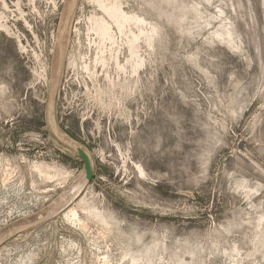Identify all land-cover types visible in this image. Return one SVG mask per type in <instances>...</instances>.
<instances>
[{
	"label": "rangeland",
	"instance_id": "374dc122",
	"mask_svg": "<svg viewBox=\"0 0 264 264\" xmlns=\"http://www.w3.org/2000/svg\"><path fill=\"white\" fill-rule=\"evenodd\" d=\"M0 264H264V0H0Z\"/></svg>",
	"mask_w": 264,
	"mask_h": 264
},
{
	"label": "water",
	"instance_id": "95a60500",
	"mask_svg": "<svg viewBox=\"0 0 264 264\" xmlns=\"http://www.w3.org/2000/svg\"><path fill=\"white\" fill-rule=\"evenodd\" d=\"M76 152L79 159L82 161L85 179L86 181H90L94 174L91 157L83 148L77 147Z\"/></svg>",
	"mask_w": 264,
	"mask_h": 264
},
{
	"label": "bare ground",
	"instance_id": "6f19581e",
	"mask_svg": "<svg viewBox=\"0 0 264 264\" xmlns=\"http://www.w3.org/2000/svg\"><path fill=\"white\" fill-rule=\"evenodd\" d=\"M68 2V1H67ZM72 2H74V1H72ZM69 4V3H68ZM73 4V3H72ZM72 4L70 5V7H69V10H68V13L69 12H71V10H72ZM67 17V16H66ZM69 19V18H68ZM66 21H68V20H66ZM65 23V22H64ZM65 24H67V23H65ZM64 31H65V29H64ZM60 43V42H59ZM62 43V42H61ZM62 45H64L63 43H62ZM61 47V46H60ZM59 47V48H60ZM62 49V48H61ZM63 52V51H62ZM58 57V56H57ZM56 57V58H57ZM62 57V56H61ZM55 58V59H56ZM61 60V59H60ZM59 60V61H60ZM57 61V60H56ZM63 63V62H62ZM56 65V64H55ZM60 70V69H59ZM54 78V77H53ZM55 80V79H54ZM57 81V80H56ZM55 85V84H54ZM53 87V86H52ZM54 88V87H53ZM53 114V113H52ZM64 133V132H63ZM70 139V138H69ZM67 143V142H66ZM69 143V142H68ZM71 144V143H70ZM78 146L77 145H72V148L74 149V150H76V148H77ZM83 175H84V173H83ZM83 179V178H82ZM84 181H85V176H84ZM83 182V181H82ZM78 186H80V183H78L77 185H75L73 188H72V190H73V194L75 193V191H74V189H76V188H78ZM76 191H77V189H76ZM73 198V197H72ZM67 200V199H66ZM60 202V201H59ZM63 205V204H62ZM71 209H72V207H71ZM69 212H70V210H69ZM68 212V213H69ZM75 214V213H74ZM76 218V217H75ZM76 220V219H75Z\"/></svg>",
	"mask_w": 264,
	"mask_h": 264
}]
</instances>
